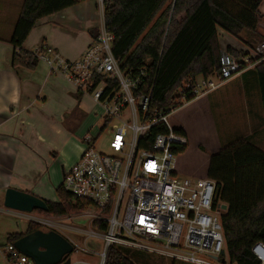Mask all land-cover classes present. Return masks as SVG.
I'll return each mask as SVG.
<instances>
[{"label":"built area","instance_id":"built-area-1","mask_svg":"<svg viewBox=\"0 0 264 264\" xmlns=\"http://www.w3.org/2000/svg\"><path fill=\"white\" fill-rule=\"evenodd\" d=\"M99 2L104 12V0ZM114 41L115 35L104 20L97 37L76 61L65 60L49 46L33 51L40 63L63 75L83 95L90 94L102 106L103 128L111 127L112 153L97 151L91 144L93 137L86 135L79 161L67 168L62 182L66 192L89 202L91 215L107 224L98 264H106L108 252L115 245L182 264H213L209 260L240 264L232 262L226 250L222 223L227 212L222 206L226 203L218 197L217 182L207 176L195 182L179 179L173 150L187 146L188 138L169 124L175 109L150 113L151 91H138L152 74L146 67L136 74L124 71L113 55ZM255 54L262 57L258 63H252V56L238 59L225 54L221 75L186 81L183 96L196 99L208 95L234 76L264 62V42L257 46ZM160 125L169 132L155 136L149 148L141 147L152 129ZM28 218L46 228L56 223L55 217L44 213H30ZM6 251L14 264H34L13 244ZM250 251V264H264V242H256Z\"/></svg>","mask_w":264,"mask_h":264},{"label":"trees","instance_id":"trees-1","mask_svg":"<svg viewBox=\"0 0 264 264\" xmlns=\"http://www.w3.org/2000/svg\"><path fill=\"white\" fill-rule=\"evenodd\" d=\"M86 0H24L9 44L14 48L12 67L30 71L40 61L24 44L36 25ZM263 0H105L104 20L107 29L115 35L112 52L128 73L136 74L148 68L149 81L138 93L151 91L150 113L177 110L194 100L185 98L182 87L186 81L221 75L225 54L242 59L250 52L228 48L223 52L219 31L237 39L247 32L258 36L264 16L260 13ZM92 39L97 32H90ZM251 50L252 44L245 41ZM252 63L258 58L252 56ZM255 77L264 113V62L248 70ZM82 93L78 91L79 100ZM183 134L182 129H175ZM165 125L152 129L141 147L149 148L158 134L168 133ZM187 146H177L174 153L184 154ZM208 178L217 182L218 197L228 205L222 218L225 244L232 262L250 264V248L264 242V151L249 139H238L212 155L207 171ZM58 201H47L49 211H37L50 216H65L76 209L90 205L65 191L63 184L56 190ZM105 232L107 224H94ZM41 227L29 223L24 234H10L7 244H14ZM75 252V247L74 251ZM10 260V256L7 257ZM106 264H135L122 246H113ZM172 264H182L173 261Z\"/></svg>","mask_w":264,"mask_h":264},{"label":"crops","instance_id":"crops-1","mask_svg":"<svg viewBox=\"0 0 264 264\" xmlns=\"http://www.w3.org/2000/svg\"><path fill=\"white\" fill-rule=\"evenodd\" d=\"M0 1L2 3L3 0ZM259 10L264 16V0ZM19 14L11 23V32L1 35L0 29V214L9 213L26 220L18 212H7L4 206L6 190L13 188L56 202V198H48L49 194L56 192L63 182L64 172L79 160L83 152L81 145H74V140L75 128L79 126L76 124H80L78 118L84 117L86 107L83 99L79 100L77 88L60 73L51 71L46 64L39 63L34 71L12 67L14 48L8 42L12 38ZM103 23L104 14L97 0L82 1L41 20L23 48L34 51L49 46L65 60L76 61L92 41L90 32H98ZM259 30L264 36V19ZM219 38L222 51L228 48L244 49L246 53L251 51L244 44L245 41L223 31H219ZM247 72L229 79L213 93L186 102L184 107L176 111L191 106L190 113L194 108L197 111L196 118L202 116L206 120V115L210 117L213 112L207 96L226 92L234 103L241 98L244 106L241 114L246 112L243 121L247 120V125L245 122L244 131L234 138L250 139L255 144L259 141L264 151L261 99L257 97L255 77ZM183 134L188 138L185 132ZM221 150L220 146L213 155ZM211 156L208 155L207 171ZM6 232L7 237L10 234L25 233Z\"/></svg>","mask_w":264,"mask_h":264},{"label":"rangeland","instance_id":"rangeland-1","mask_svg":"<svg viewBox=\"0 0 264 264\" xmlns=\"http://www.w3.org/2000/svg\"><path fill=\"white\" fill-rule=\"evenodd\" d=\"M22 2L23 0H3L2 3H0L1 35H5V33L13 30V25L11 26V23L17 19ZM97 2L102 10V4L99 0H97ZM258 34V36L252 37L247 32H243L241 34V39L239 40L243 42L248 41V43L252 44L256 50L257 46L264 42V36L260 30L258 31ZM244 44L246 43L244 42ZM246 47L250 49L248 45H246ZM255 50H251L250 54L252 56H257V54H255ZM237 51L239 53H245L244 49ZM261 58L262 57H258V60ZM257 91V97L261 99L258 85ZM207 98L210 100L209 105L210 107H213V112L210 113V117L206 115V120L202 119V116L200 118H196L195 115L197 111L194 108L190 113L191 106L185 107L178 112L175 110V112H173L168 119L169 124L173 129H182V131L185 132L189 138L187 151L184 154L177 156L176 162L178 177L184 182H195L197 179L207 176L208 155H213V152L218 150L220 146L223 148L228 144L237 141L234 137L244 131V125L247 121H243L244 113L241 114L244 110L243 100L241 98L234 103L233 101H230L231 97L229 94H226V92L221 94L218 93L217 96L216 94L212 96L209 95ZM82 99L83 104L86 107L84 112L85 115L83 118H78L80 124L78 122L76 124V126H79L75 128L74 145L79 144L82 146V149H84V138L89 134L93 137V142L91 144L94 145L97 151L106 154L112 153L109 148V142L112 138L110 134L111 127L103 128L104 121L101 119L103 114L102 106L94 102L90 94L82 95ZM185 103L182 107H184ZM256 145L261 147V143L259 141ZM48 198L50 200H54L56 198V201H58L56 192L49 194ZM90 206L91 204L83 210H73L65 216H52L55 217L54 221L56 223L54 222L55 226L51 228H46L42 225L29 221V213L14 211L22 214L28 222L22 217L16 218L9 213L0 214V264H14V261H10L7 258L9 254L6 251V247L8 246L7 234H5L7 233L6 231L25 232L28 229L27 226L29 223H34L41 227L39 230L44 232L55 231L66 238L73 245V247H75V252L67 257L71 259V264H98L101 258L100 255L104 250L103 240L101 239L103 238L104 232L95 228L94 224L98 222V220L91 215L93 214V209ZM228 208L229 207L227 205V209L224 211H228ZM8 211L9 209L7 212ZM10 212H13V210ZM122 248L135 264H172V262L167 260V258L152 255L136 248L125 246H122ZM209 261L213 264H217L214 261Z\"/></svg>","mask_w":264,"mask_h":264},{"label":"water","instance_id":"water-1","mask_svg":"<svg viewBox=\"0 0 264 264\" xmlns=\"http://www.w3.org/2000/svg\"><path fill=\"white\" fill-rule=\"evenodd\" d=\"M4 206L9 210L29 214L35 211H49L44 199L13 188L6 190ZM222 207L227 209V205ZM14 247L34 264H71V259L67 257L74 251L73 245L59 233L42 230L19 239L14 243Z\"/></svg>","mask_w":264,"mask_h":264}]
</instances>
